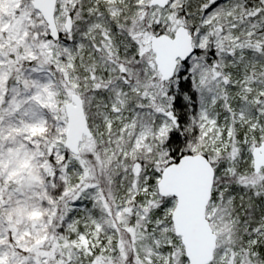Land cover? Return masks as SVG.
Masks as SVG:
<instances>
[{"label":"snow or ice","instance_id":"obj_1","mask_svg":"<svg viewBox=\"0 0 264 264\" xmlns=\"http://www.w3.org/2000/svg\"><path fill=\"white\" fill-rule=\"evenodd\" d=\"M0 264H264V0H0Z\"/></svg>","mask_w":264,"mask_h":264}]
</instances>
